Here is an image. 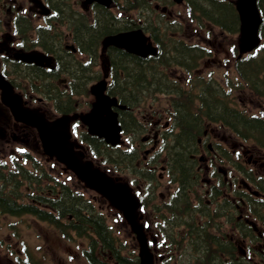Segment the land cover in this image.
Segmentation results:
<instances>
[{
	"label": "flooded vegetation",
	"instance_id": "af4514ba",
	"mask_svg": "<svg viewBox=\"0 0 264 264\" xmlns=\"http://www.w3.org/2000/svg\"><path fill=\"white\" fill-rule=\"evenodd\" d=\"M31 1L28 0L25 8L24 3L9 0L8 6L3 9L8 15L7 21L1 20L0 26H5L9 22H12L13 25H20L26 15L35 14L40 18L38 3ZM171 15L172 13L169 12L168 16ZM212 34L216 37L213 32L210 33V35ZM6 43V37L0 36V72L10 77L9 72H12L13 65L8 62L5 53L8 57L14 58L19 53L30 51L35 47L29 48L22 45L23 47L13 50L9 45L10 42L5 46ZM42 47V44L40 47L36 46L37 49H42L47 56L56 60L60 71L66 70L70 73L69 70L62 67L60 58L66 52L72 54V51L67 50V48L72 50L73 48L67 44L66 37L54 47L50 46L48 49ZM19 64L24 67H36L35 65ZM80 86L79 84L68 86L64 84L60 95L65 94L66 98L58 99L59 95L57 94L47 104L30 94H25L23 90H26L27 86L24 85L21 89V92L24 93L22 94L23 105L32 107V103L35 102L37 105L35 108L44 112L48 117L53 114L51 108L62 111V113L73 112L72 107L78 105L82 107L85 103L82 93L78 94V101L72 103L73 99L70 94L78 91ZM24 95L27 98H24ZM118 113L120 114L121 111L118 110ZM141 116L144 132L138 146H145L142 149L145 160L148 154H157L158 150H161L157 144L161 142L160 146L167 142L174 126L158 110H152L151 106L147 113ZM125 121L129 125L137 120L131 112H128ZM205 127L204 131L199 130L188 156L197 157L199 161L196 170L201 176L203 183L201 187L206 194V196L199 197L198 222L195 225L201 231L193 236L191 225L186 224L185 219L182 218L179 238L169 237L168 245L163 242L159 245L154 238L159 233L147 225L146 232L149 237L153 262L154 264H177L175 260L178 259L182 260V264H264V147L252 142L242 143L237 140L230 129L231 132L222 128L221 134H219L216 131L217 127H214L215 129L208 125ZM75 129L76 135L81 136L84 133L80 123ZM17 142H22L27 149H35L37 135L32 128L14 119L10 108L2 102L0 97V153L4 156L17 155L20 151ZM180 156L184 157V155ZM180 162H185L184 158ZM145 165L148 166V164ZM183 174H187L186 167L183 169ZM137 189L140 191V186H137ZM217 194H220V197H217ZM213 217L222 221L211 228ZM226 227L228 229H225ZM173 230V228H169V233L171 234ZM206 232L211 234L210 240L206 238ZM195 251L196 254H194ZM6 258L8 264L20 262L10 259L8 255Z\"/></svg>",
	"mask_w": 264,
	"mask_h": 264
},
{
	"label": "rangeland",
	"instance_id": "374dc122",
	"mask_svg": "<svg viewBox=\"0 0 264 264\" xmlns=\"http://www.w3.org/2000/svg\"><path fill=\"white\" fill-rule=\"evenodd\" d=\"M21 1V0H18ZM26 2V0H24ZM17 2V0H16ZM22 2V1H21ZM23 3V2H22ZM2 5H4L3 0H0V22L1 20L7 21L8 15L1 9ZM78 9L79 5H77ZM176 11H179L181 13V16L184 17V9L181 7V5H176L174 7ZM151 13V12H150ZM37 21V20H36ZM34 24L38 23L33 20ZM194 24H188L186 20L182 22L180 26V31L178 32L180 37H183L185 40L189 42H202V39H197L195 37L194 33H192V27ZM6 27V26H5ZM7 28V27H6ZM0 29L2 30L0 32V36L4 35L7 36L8 31L10 30L9 23H8V31L4 28V26H0ZM236 35H234L235 37ZM231 38V36H226L224 40H221L218 37L213 38L212 36L208 37L207 42L212 43V45L216 48V52H214V47H209V49L212 51V55L208 60H204L201 62L200 67L198 68L199 71L197 74L202 75L203 77L207 78L206 76L210 75L215 78L219 83L222 84L223 82V74L228 73V77L233 79L234 84H238L237 75L235 74L233 70L232 62L226 61L225 59V53H223L222 49L218 46V44L225 45L227 41ZM207 42H202V44L205 47H208L210 44ZM229 43V41H228ZM13 44V43H12ZM214 53H216V56H214ZM213 59V60H210ZM217 60H220L219 62ZM206 64V65H205ZM170 75L175 78V71H170ZM57 81L53 80L52 85H56ZM226 87V86H225ZM264 89V86H263ZM229 99L234 100V103L237 105L238 108H244L246 110L247 114H254V115H260L264 117V96L258 97L256 94L250 93L248 90H240L238 87L233 86V92L231 95H228ZM159 103L162 106H167L168 98L159 97ZM151 101H147L144 105L145 107H148L150 105ZM148 105V106H147ZM157 104H152L151 106ZM144 107V106H141ZM148 110L141 108L140 112L147 113ZM220 134V131L218 132ZM139 135L136 136L135 139H133L135 145L139 142ZM209 140V139H208ZM127 141H122L121 145L122 148L126 146ZM84 146V145H83ZM228 148V147H227ZM82 150V149H80ZM83 152L87 153L86 151L82 150ZM110 155H112L114 158L117 159V163L111 164L108 163L107 165L109 168L111 165H116L117 174H115L117 177L121 176L124 177L126 180L128 178H131L129 174H137L140 177H144L141 175V173L137 170V157L130 158H121V155H125L123 152H114V151H108ZM30 154L38 161L39 166L42 167L46 173L47 176L50 177V180H42L41 185L43 184L42 188L40 189H32L30 192H38V195H41L43 197H47L46 194L48 189L45 187V184L51 185L50 189L52 190L54 186V180L55 181H61L65 183L71 190H80V192H84V199H86L87 204L89 200H91V208L88 209V212L90 214L93 213V215L96 218H99V215L102 216L104 223H105V235L106 237L113 240V243L111 245V251H115L117 248L119 249V252L121 254L128 255L130 250L136 251L135 248V242L132 236V233L128 229L127 225L123 221L121 214L116 211L113 207H111L104 199H102L100 196L95 194L94 192H90L83 189V186L76 180V178L68 172L65 168H63L59 164H54L53 162H49L50 160L43 154V152L38 149L35 151H31ZM119 155L116 157V155ZM162 157L164 155L162 154ZM100 158V156H98ZM97 160V159H96ZM138 163L144 164L143 156L139 157ZM51 165V166H50ZM105 165V167L107 166ZM164 164L157 165V168L154 173L153 180L155 183L158 184L156 188V194L161 196H166L168 193L169 188H165V186L170 184L172 187H174L173 184L168 182V179L166 178V171L165 168H162L161 166ZM26 168L30 169L29 166L26 165ZM120 170V173H118V170ZM54 179V180H53ZM28 185V184H25ZM26 186H22L20 188L21 191H25ZM58 187L56 188V190ZM200 189V187H198ZM17 192H19V189H15ZM202 189H200L201 191ZM10 191H12V185H8V188L6 190V193L8 194ZM25 193V192H24ZM13 194V192H11ZM51 195L55 193H50ZM158 198L162 199L158 196ZM160 199H157L155 202L159 201ZM166 199V198H164ZM26 200V198H25ZM27 202V201H25ZM82 206V204H80ZM79 206V207H80ZM98 214H97V213ZM145 218H151L152 215L149 213L144 215ZM217 221V220H216ZM77 224V223H76ZM79 225V224H78ZM225 229H228L226 227ZM90 228H86V232L88 233L87 237H76V235H73L72 238H68L66 236H63L60 232H58L54 227L49 225L46 222H42L39 220H36L32 216L24 215V216H10L8 214H4L0 212V247L10 245L12 250H16L18 253L22 251L23 254H25V258L27 259L28 263L30 264H80L78 262H82V249L88 245V242L95 237V234L89 231ZM98 246H96L93 250V252H98ZM13 252V251H12ZM21 252V253H22ZM10 251H5V249H0V264H8L6 255L8 254L9 258H12L13 255H9ZM13 254H16L13 252ZM71 255V256H69ZM129 256V255H128ZM44 257V260L41 258ZM69 257H73V261L69 259ZM102 262L112 263L111 257L108 253L102 255ZM177 264H182V260H175Z\"/></svg>",
	"mask_w": 264,
	"mask_h": 264
},
{
	"label": "water",
	"instance_id": "95a60500",
	"mask_svg": "<svg viewBox=\"0 0 264 264\" xmlns=\"http://www.w3.org/2000/svg\"><path fill=\"white\" fill-rule=\"evenodd\" d=\"M107 4L108 0H100ZM179 1V0H177ZM238 11L240 14V50L247 51L254 48L258 44L257 27L260 22L256 7L253 0H243L238 3ZM131 35H134L139 42V53L144 54L141 48H145L146 52H154L150 45H144L145 38L140 32H132L122 34L117 37L118 40L126 43L131 40ZM124 39V40H123ZM129 46V45H127ZM1 86V81H0ZM96 102L93 109L94 114L97 110L103 111L105 103L100 93V84H97ZM8 98V93L3 97ZM91 111V112H92ZM22 115L25 121L30 124H36L39 129L40 136L45 148L49 155H55L57 159L68 168H70L77 177L82 180L86 187L95 190L103 195L109 203L120 209L124 217L130 223L132 230L137 234L140 245V256L143 261L142 264H148L147 260V246L141 226L136 222L135 209L137 208V200L132 194L130 188L126 183L117 182L111 177L107 176L104 172L94 168L91 162H83L72 150V143L68 141V118L61 117L53 122H46L40 115H34L29 118L25 110H22ZM96 116V115H93ZM90 132L103 136L106 142L115 144L118 142L119 128L116 126L115 115L109 114L106 118L102 119L97 126L89 129Z\"/></svg>",
	"mask_w": 264,
	"mask_h": 264
},
{
	"label": "trees",
	"instance_id": "16d2710c",
	"mask_svg": "<svg viewBox=\"0 0 264 264\" xmlns=\"http://www.w3.org/2000/svg\"><path fill=\"white\" fill-rule=\"evenodd\" d=\"M194 0H187L188 4H191ZM204 9L202 8L201 12L202 15L207 18L210 21L215 22L216 24H219L223 28H228L232 20H234V16L231 13V10H229L230 4L226 1L223 0H202ZM192 5V4H191ZM193 6V5H192ZM195 53V52H194ZM193 50L191 48H183L182 45L172 47L170 50L164 49L162 51V59L164 64H177L187 66V63L191 58L194 57ZM169 54H172V56H169ZM140 67L142 66L141 64L139 65ZM264 67V64H263ZM126 81L124 83V89L131 90L132 87H134L135 82L137 79H135V76L132 75L131 73L126 74ZM140 78L143 80L145 76H140ZM143 85H141L140 89H143L145 87H148L145 81L142 82ZM150 84V82H148ZM153 84V83H152ZM155 84V83H154ZM180 95V94H178ZM190 101V99H189ZM187 102L186 104H181V105H176L175 106V111L178 114V121L177 125L180 126L182 131H185L184 135H182L180 138V134L177 137V145L178 148L180 149V153L178 152V157L174 159L176 166L180 167L182 169L185 168V165L182 161L183 157H180L181 152L188 146L191 138L194 139V136L192 137V133H194L195 125L193 123L194 119H190L191 117H194L192 113H190L189 110L193 109V105L190 102ZM204 107L208 110H210V107L207 104H204ZM212 110L214 112H220L224 110V108L220 105H212ZM232 119L234 120H239V115L235 112H230L229 114ZM225 123L229 122L233 124L228 118H224L223 120ZM242 121V120H241ZM235 125V124H233ZM242 125V123H241ZM240 125V126H241ZM188 176V173L185 175ZM4 175L0 172V179H4ZM62 201H57V206L60 209L61 214H71L72 215V222L68 225L69 228L78 230V227H81L83 224L85 226H91L93 231L96 232V234L101 238L103 244L111 247L110 245L107 244V239L104 237V228L101 226L97 219L91 216H86L82 214L81 209H80V204H82L85 208H90L88 205L85 203H82L78 196H75L71 194L70 192L67 191L66 188H62ZM0 206L4 207V209L9 212L10 214L18 215L22 213H32L39 218L46 220L48 222H53L54 218L53 216H50L49 214L42 212L38 210L35 205L33 204H27V205H22L18 204L16 202V199L12 198L10 199L9 197L5 196L4 192L2 191V187H0ZM77 222L80 223V225H74ZM118 262L123 263V259L120 257H117Z\"/></svg>",
	"mask_w": 264,
	"mask_h": 264
}]
</instances>
